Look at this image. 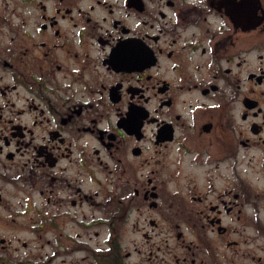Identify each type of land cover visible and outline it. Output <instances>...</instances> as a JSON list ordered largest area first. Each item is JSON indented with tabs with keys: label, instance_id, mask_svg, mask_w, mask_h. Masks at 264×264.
<instances>
[{
	"label": "flooded vegetation",
	"instance_id": "af4514ba",
	"mask_svg": "<svg viewBox=\"0 0 264 264\" xmlns=\"http://www.w3.org/2000/svg\"><path fill=\"white\" fill-rule=\"evenodd\" d=\"M264 0H0V264H264Z\"/></svg>",
	"mask_w": 264,
	"mask_h": 264
},
{
	"label": "rangeland",
	"instance_id": "374dc122",
	"mask_svg": "<svg viewBox=\"0 0 264 264\" xmlns=\"http://www.w3.org/2000/svg\"><path fill=\"white\" fill-rule=\"evenodd\" d=\"M263 180H264V177H263Z\"/></svg>",
	"mask_w": 264,
	"mask_h": 264
}]
</instances>
